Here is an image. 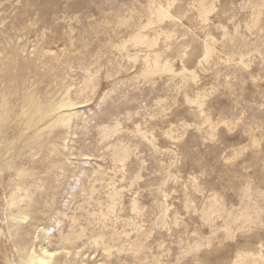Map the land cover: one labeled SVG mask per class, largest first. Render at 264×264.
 <instances>
[{"label": "rangeland", "instance_id": "obj_1", "mask_svg": "<svg viewBox=\"0 0 264 264\" xmlns=\"http://www.w3.org/2000/svg\"><path fill=\"white\" fill-rule=\"evenodd\" d=\"M29 257L264 264V0H0V264Z\"/></svg>", "mask_w": 264, "mask_h": 264}, {"label": "bare ground", "instance_id": "obj_2", "mask_svg": "<svg viewBox=\"0 0 264 264\" xmlns=\"http://www.w3.org/2000/svg\"><path fill=\"white\" fill-rule=\"evenodd\" d=\"M48 264L43 258L41 257H29L24 264Z\"/></svg>", "mask_w": 264, "mask_h": 264}]
</instances>
